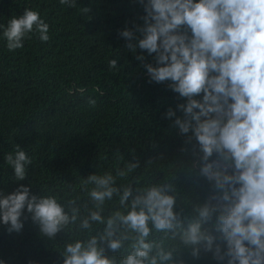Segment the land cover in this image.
Instances as JSON below:
<instances>
[{"label":"clouds","instance_id":"9594fccd","mask_svg":"<svg viewBox=\"0 0 264 264\" xmlns=\"http://www.w3.org/2000/svg\"><path fill=\"white\" fill-rule=\"evenodd\" d=\"M57 2L66 9L76 4ZM132 2L142 14L117 29L118 37L147 82H167L176 95L162 117L184 138L177 151L188 171L207 182L202 199L191 202L188 215L169 181L121 183L140 166L132 148L131 159L121 154L110 169L82 180L92 207L85 204L81 216L78 197L63 201L54 192L31 191L32 157L15 144L4 154L15 187L0 189V225L20 233L30 220L51 239L78 222L84 236L63 244L61 264H186L181 249L194 261L206 255L210 264H264V0ZM25 40L56 48L47 18L30 7L0 23V41L11 54L25 50ZM108 66L117 68L118 60ZM106 202L116 207L104 216ZM157 233L161 239L153 238Z\"/></svg>","mask_w":264,"mask_h":264},{"label":"trees","instance_id":"16d2710c","mask_svg":"<svg viewBox=\"0 0 264 264\" xmlns=\"http://www.w3.org/2000/svg\"><path fill=\"white\" fill-rule=\"evenodd\" d=\"M25 7L47 18L56 48L51 42L42 46L25 40V50L11 54L0 41V127L5 135L0 139V189L15 187L4 154L19 144L32 157L31 191L54 192L63 201L78 197L83 216L84 205L90 208L92 202L82 180L110 169L121 154L131 159L129 150L134 148L140 166L120 182L169 181L176 189L177 207L191 215V202L202 199L207 182L188 171L186 157L177 151L184 138L162 117L178 102L176 95L167 82H147L117 34L126 21L131 27L142 9L132 0H76L74 9L60 7L57 0H0V23ZM84 7L90 11L83 12ZM110 58L118 60L117 68L108 66ZM114 207L106 202L102 215ZM77 228L78 222L49 239L30 220L20 233L9 234L0 225V258L6 264H61L63 244L84 236ZM93 228L103 225L94 223ZM165 243L178 241L165 238ZM180 255L186 264H210L204 254L198 261L182 249Z\"/></svg>","mask_w":264,"mask_h":264}]
</instances>
